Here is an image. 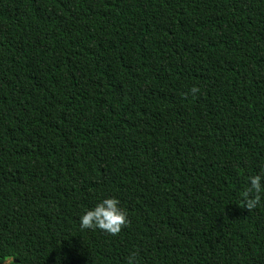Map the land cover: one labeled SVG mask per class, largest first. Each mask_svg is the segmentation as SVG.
I'll return each instance as SVG.
<instances>
[{
    "label": "trees",
    "instance_id": "trees-1",
    "mask_svg": "<svg viewBox=\"0 0 264 264\" xmlns=\"http://www.w3.org/2000/svg\"><path fill=\"white\" fill-rule=\"evenodd\" d=\"M133 252L264 264V0H0V264Z\"/></svg>",
    "mask_w": 264,
    "mask_h": 264
},
{
    "label": "clouds",
    "instance_id": "clouds-1",
    "mask_svg": "<svg viewBox=\"0 0 264 264\" xmlns=\"http://www.w3.org/2000/svg\"><path fill=\"white\" fill-rule=\"evenodd\" d=\"M189 91L195 96L199 92V88L194 86ZM261 179V175L249 177V185L241 193L246 211H252L261 204ZM119 203L115 198L104 199L94 209L86 211L80 217V229H99L112 236L118 235L122 228L130 224L127 212L119 207ZM136 256L137 253H130L127 257V264H136Z\"/></svg>",
    "mask_w": 264,
    "mask_h": 264
},
{
    "label": "rangeland",
    "instance_id": "rangeland-1",
    "mask_svg": "<svg viewBox=\"0 0 264 264\" xmlns=\"http://www.w3.org/2000/svg\"><path fill=\"white\" fill-rule=\"evenodd\" d=\"M4 264H8V262H5Z\"/></svg>",
    "mask_w": 264,
    "mask_h": 264
}]
</instances>
